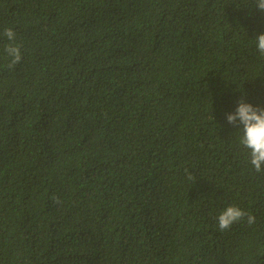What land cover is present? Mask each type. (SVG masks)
<instances>
[{"label": "trees", "instance_id": "obj_1", "mask_svg": "<svg viewBox=\"0 0 264 264\" xmlns=\"http://www.w3.org/2000/svg\"><path fill=\"white\" fill-rule=\"evenodd\" d=\"M260 33L254 0H0V264H264L226 120L264 108Z\"/></svg>", "mask_w": 264, "mask_h": 264}, {"label": "clouds", "instance_id": "obj_2", "mask_svg": "<svg viewBox=\"0 0 264 264\" xmlns=\"http://www.w3.org/2000/svg\"><path fill=\"white\" fill-rule=\"evenodd\" d=\"M254 3L258 10L264 12V0H254ZM15 35L13 29H4V36L9 41H14ZM255 49L259 56L264 58V33H260L255 37ZM5 52L12 58V65L19 62L21 58L19 45L10 43L5 46ZM226 120L233 126H243L242 129L238 130L241 133L239 145L247 150L249 163L255 172L264 173V108L254 107L241 98L237 102L235 111L226 114ZM245 218L248 225L255 223L254 215L238 206L229 205L217 215V226L219 230L225 231L231 228L234 223Z\"/></svg>", "mask_w": 264, "mask_h": 264}]
</instances>
